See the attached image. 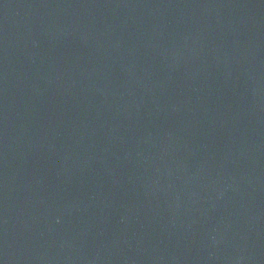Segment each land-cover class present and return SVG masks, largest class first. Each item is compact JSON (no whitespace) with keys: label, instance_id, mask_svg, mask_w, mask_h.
<instances>
[{"label":"water","instance_id":"obj_1","mask_svg":"<svg viewBox=\"0 0 264 264\" xmlns=\"http://www.w3.org/2000/svg\"><path fill=\"white\" fill-rule=\"evenodd\" d=\"M0 264H264V0H0Z\"/></svg>","mask_w":264,"mask_h":264}]
</instances>
